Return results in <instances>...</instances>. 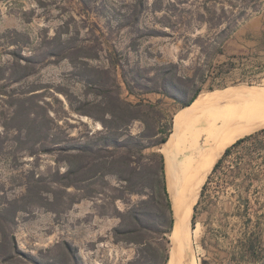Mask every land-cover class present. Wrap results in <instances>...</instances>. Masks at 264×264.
I'll use <instances>...</instances> for the list:
<instances>
[{
	"label": "rangeland",
	"instance_id": "374dc122",
	"mask_svg": "<svg viewBox=\"0 0 264 264\" xmlns=\"http://www.w3.org/2000/svg\"><path fill=\"white\" fill-rule=\"evenodd\" d=\"M222 16L221 26L215 17ZM256 18L264 19V0H144L142 7L140 0H0V264H62L58 246H74L83 264H129L137 245L115 239L120 218L113 213L140 195L113 205L112 187L124 184L118 176L106 178L99 197L63 212L44 207V179L67 168L57 161L67 154L59 148L103 129L79 108L97 98L100 78L114 77L125 100L155 104L114 136L145 133L151 143L169 136L175 114L197 90L264 86V25L251 27ZM226 22L232 28L222 33ZM49 114L54 122L45 133ZM221 171L200 194L195 225L192 217L199 264H224L202 248L217 224ZM18 205L26 209L15 211Z\"/></svg>",
	"mask_w": 264,
	"mask_h": 264
},
{
	"label": "trees",
	"instance_id": "16d2710c",
	"mask_svg": "<svg viewBox=\"0 0 264 264\" xmlns=\"http://www.w3.org/2000/svg\"><path fill=\"white\" fill-rule=\"evenodd\" d=\"M140 5L144 6V0H140ZM138 13L140 12H134L132 17L138 19ZM226 19L227 16L215 17L221 26L224 25ZM237 19L234 18V20ZM230 22H226L227 25L223 26L222 33L232 28ZM219 49V52L223 53V48ZM97 84L100 86L95 92L97 98L89 101L78 111L100 121L103 129L98 132L89 131L82 135V139L76 146L59 148L67 151V154L57 161H64L67 168L64 172L57 169L51 178L44 179V207L50 211L63 212L83 199L99 197L104 191L98 187H109L106 178L110 175L118 176L124 184L121 188L112 187L115 191L108 195L111 203L114 205L117 200H124L126 194H139L140 199L124 212L115 208L116 212L113 214L120 218V224L114 228L115 239L137 245L136 256L129 264H167L172 248L169 234L173 230L175 217L166 182L164 155L160 148L170 135L167 134L154 143L147 142L145 133L139 135L129 133L126 134L127 137L124 140H119L114 135L120 130H125L131 121L140 119L141 116L137 112L154 107L155 104L132 103L125 100L121 96L120 84L114 77L112 82L100 78ZM200 91V89L197 90L188 101H183V107L191 104L202 92ZM164 93L171 95L169 90ZM88 106H92L91 109L97 108L100 114H93V110H90ZM14 112L17 114V110ZM27 115L30 119L37 121L35 111L31 110ZM49 118L51 119L44 120L45 133L51 129L49 122H54L50 114ZM263 131L264 129L256 134L259 135ZM252 136L254 134L242 137L226 148L203 185L201 197L205 194L212 176L221 171L224 161L233 149ZM5 143L4 139H0V148L4 147ZM111 147H117L118 151H111ZM155 147L157 150L154 149ZM148 149L153 150L147 152ZM44 152H49V148H44ZM33 186L40 188L37 184ZM30 189V187L27 188L22 200L25 201L24 198H27ZM116 191H121V194ZM200 202L201 199L198 204ZM28 203L36 202L29 199ZM9 204L12 206L14 203ZM198 204L195 205V211H197ZM25 207L18 205L15 211L25 210ZM195 215L193 225H195ZM58 247L63 249L65 255L62 258V264H83L79 260L78 249L74 246ZM54 260L55 258L50 259L47 264H61Z\"/></svg>",
	"mask_w": 264,
	"mask_h": 264
},
{
	"label": "bare ground",
	"instance_id": "6f19581e",
	"mask_svg": "<svg viewBox=\"0 0 264 264\" xmlns=\"http://www.w3.org/2000/svg\"><path fill=\"white\" fill-rule=\"evenodd\" d=\"M263 128L264 86L203 91L175 114L160 148L176 221L167 264H199L192 217L203 185L227 147Z\"/></svg>",
	"mask_w": 264,
	"mask_h": 264
},
{
	"label": "crops",
	"instance_id": "0c3cea01",
	"mask_svg": "<svg viewBox=\"0 0 264 264\" xmlns=\"http://www.w3.org/2000/svg\"><path fill=\"white\" fill-rule=\"evenodd\" d=\"M250 25L261 27L264 19ZM253 134L224 161L217 224L202 246L224 264H261L264 258V136Z\"/></svg>",
	"mask_w": 264,
	"mask_h": 264
},
{
	"label": "water",
	"instance_id": "95a60500",
	"mask_svg": "<svg viewBox=\"0 0 264 264\" xmlns=\"http://www.w3.org/2000/svg\"><path fill=\"white\" fill-rule=\"evenodd\" d=\"M194 210H195V207H194ZM176 222V221H175ZM175 228V223H174V226H173V229Z\"/></svg>",
	"mask_w": 264,
	"mask_h": 264
}]
</instances>
